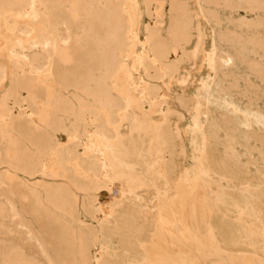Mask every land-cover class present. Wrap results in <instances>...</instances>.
<instances>
[{"label": "bare ground", "instance_id": "obj_1", "mask_svg": "<svg viewBox=\"0 0 264 264\" xmlns=\"http://www.w3.org/2000/svg\"><path fill=\"white\" fill-rule=\"evenodd\" d=\"M239 1L249 10L264 8L258 0ZM167 2L169 39L162 36L161 11L166 3L158 0H144L145 11L139 0H0V88L10 81L0 97V167L9 170L0 174V221L17 217L20 229L32 232L44 253L46 246H56L49 264H187L199 253L218 257L222 244L254 249L262 245L257 254L264 259V211H260L264 200L251 195V207L261 214L255 217L254 212L249 214L239 189L218 185L213 190V178L209 177L208 185L200 180L212 171L225 180L241 171L234 160L235 150L229 156L233 160L217 153L212 138L220 130L240 138L241 132L251 133L254 125L264 128V110L240 108L228 95L237 82L223 80L238 76L233 67L239 62L248 63L252 74L264 78V62L252 54L255 50L244 51L242 38L237 55L225 47L212 54L214 76L206 83L200 114L185 130L200 160L198 177L185 172L181 181L185 189L177 198L181 205L167 200L173 189L168 173L175 169L183 144L179 131L171 127L166 94L156 82L169 85L179 65L195 56L204 37L193 22L188 1ZM196 2L202 15L216 17L206 5L227 0ZM145 12L146 30L141 36ZM22 21L31 31L16 37L14 31L21 29ZM3 25L10 39L1 34ZM194 29L197 43L188 53ZM248 42L264 49V38ZM137 44L148 45L151 54L134 56ZM23 48L29 53L21 56ZM46 83L49 88L44 87ZM19 89L23 100L18 101ZM181 101L187 102L183 97ZM213 106L220 109L219 118L213 115ZM159 112L161 119L150 122ZM124 122L127 131L122 129ZM90 125L93 130L87 133ZM60 132L69 133L67 143L55 140ZM35 174L44 179L60 177L72 188L32 181ZM148 186L160 194L163 220L172 227L168 235L159 228L151 240L145 239V210L134 207L135 200L142 198L141 189ZM115 187L119 189L116 195L112 193ZM77 191L85 193L83 200ZM200 207L206 212V228L204 224L193 227L194 208ZM245 231L252 232L254 239L249 243L241 242ZM171 246L178 249L172 251ZM181 251L189 257L182 258ZM233 256L241 264H255L249 255ZM0 264L38 261L12 240L0 239Z\"/></svg>", "mask_w": 264, "mask_h": 264}, {"label": "rangeland", "instance_id": "obj_2", "mask_svg": "<svg viewBox=\"0 0 264 264\" xmlns=\"http://www.w3.org/2000/svg\"><path fill=\"white\" fill-rule=\"evenodd\" d=\"M185 1H188L187 2L189 3L188 7L191 9V13L194 15L193 16L194 24L197 25L196 27L199 28L204 35L202 39V43L200 44V47L197 53L195 54V56L192 57L193 59L191 58V60L183 62L181 63V65H179L180 66L179 67L180 70H178L179 73L170 80L171 82L168 80L169 85L161 81L156 82V85L160 86L166 94L167 106L169 109H171L170 110L171 113L169 115L170 124H172L171 127L174 131L175 130L179 131L180 139L182 140V144H183V147H182L183 151L180 152L178 157H176L175 169L168 173L173 189H171L168 192L169 193L168 196L170 197V199H168L169 197L167 196L168 197L167 200H169L170 203L176 206L181 205L180 204L181 201H179V199L177 198L179 196L180 190L185 189L184 184H181L182 183L181 181H182L183 176L185 175V172L186 171L195 172L194 177H198L197 176L198 170L201 167L199 157L192 150V146L190 143V136L189 134L186 133V131L192 125L193 117L195 115L200 114L199 113L200 109L198 108H201L202 104L204 103V97L208 91L206 88L207 87L206 83L209 82V80H211L214 76V70H212L214 67V60L212 56L213 52L218 51L221 48L225 47L226 50H229V51L233 50L234 51L233 53L236 52V55H237L238 53H240V50H239L240 42L238 40L242 38L245 41L244 51L249 53V49L251 48L250 50V53H251V52H254L255 50V52L252 54L258 56L259 58L261 57V60L264 62V49L261 48L260 45L258 44L253 45L248 42L251 40V38L257 41H260L264 38V8H257L255 10H249L245 7H242V5H240L239 3L240 2L239 0H230V2H228L227 0L226 4L206 5L208 7H211L215 11L214 15H216V17H214L212 15H207V16L202 15L199 10L201 5L198 2H196L197 0H194V1L185 0ZM258 1L260 3H264V0L263 2L262 0H258ZM139 2L142 5L143 10L145 11L144 0H139ZM158 2L166 3L164 4L165 8L163 7L164 10L162 9L161 11L162 18L165 21L164 26H162L163 27L162 36L169 39L170 37H169L167 30L170 26L169 24L171 20V13L166 9L168 2L167 0H164V1L158 0ZM146 18H147V13L145 12L142 18L143 22H142L141 31H140L141 36L145 35ZM10 19L12 18H9V20ZM10 22H12V20H10ZM25 23L26 22L24 21L20 22L21 29L19 27L16 28L14 31V34H15L14 36L16 37L19 35L27 36L30 33L31 29L26 28L28 25H25ZM4 24H5V21H4ZM3 26L5 27V29L1 30V34L3 36L5 35L4 36L5 40H7L8 37L10 39V36H9L10 34L8 35L7 34L8 32L6 31V25H3ZM222 33H226L227 36H224L223 38L221 36ZM197 35H198V31L197 29H194V39L191 44H188L186 46V50L188 53H192L194 51V47L197 43V38H198ZM252 47L254 48L252 49ZM21 50H22V53L20 54L21 56L29 53L27 48H23ZM137 53H147L150 55L151 54L150 47L148 45L142 46L140 44L139 45L137 44L132 54L135 56ZM36 54L40 55L42 53L38 51ZM0 63H1V60H0ZM233 70L238 75L236 78L228 77V78L223 79L226 81V82L224 81L226 84H230V83L234 84V82H237L235 83L236 86L231 87L228 93V95L231 93V96L229 95V97L230 99L232 98L231 99L232 102H235L240 108H250L254 106L256 108H261L262 110H264V78L256 74H252L253 72L249 68L248 63L246 62H241V63L239 62V64L233 67ZM219 73L221 74V70L217 73V76L219 75ZM28 76H31L30 73H28ZM120 85H121V82L118 83V86ZM9 86H10V81L7 80V82H5L3 87L0 88V97L2 96V94L6 92ZM44 87L49 88L50 85L46 83ZM21 92L22 90L19 89L18 92L16 93L18 101L22 99L21 98L22 96L20 94ZM182 97L185 98L187 102H182L181 101ZM198 99L200 100L201 104ZM213 108H214L213 115L215 116V118H219L218 116H219L220 109L219 108L216 109V107L214 106ZM193 110H194V113H193ZM195 111H198V112L195 113ZM159 114L160 112L153 115L151 117L150 122H156L157 120L161 119V115ZM231 125L233 124L231 123ZM92 127L93 126L91 125L87 126L85 131L86 132L88 131L87 133H91V130H93ZM128 128H129L128 124L124 122L122 129L124 131H127ZM80 130L83 132L84 125H81ZM251 130H252L251 132L252 134L249 132L248 133L241 132V130H239V133L241 132L240 135H242V137L240 138H238L237 137L238 135L236 134L232 135L231 133H227V131L225 132L222 130L221 132L220 130L218 132L220 135L217 133V136H215L216 138H212L214 139L213 140L214 146L219 156L228 158L231 155V153L235 150L234 152H236L237 156L234 158V160L236 159L237 162L242 167L239 173L232 175L229 178V180L227 179L225 180L224 178L220 177V174L215 171L210 172L211 175L206 174V176L203 175L202 177H200V180L202 181L204 185H208L209 180L213 178L212 180L215 182V187L213 188V190H218L219 189L217 187L218 185H222V186L229 185L231 188L239 189L242 199L246 203V207H248L247 209L248 210L250 209V211L247 210L249 214H252L254 212V209L253 207H251L252 205L250 204L251 201L253 200L252 197L254 195H255L254 199L258 197L264 200V153H263L264 152L263 150L264 149L263 147L264 146L263 145L264 144L263 142L264 141V128L260 127L259 125H254L251 128ZM125 134H127V132ZM234 135H236V137ZM66 137L67 138L69 137L68 132L65 133V135L63 132H60V134H57L55 136V140L57 138L56 140L57 143L60 142L61 144H65L68 142L67 140H69ZM261 138H262V141H261ZM100 158L99 160H101ZM231 160L233 159L231 158ZM5 171H9L6 166L0 167V174ZM16 174L18 177H26V175L22 174L21 172H16ZM80 175H82V173ZM30 178L32 181L44 180V181H47L48 183H54V184L58 183L56 185L65 184L71 187V184L68 181L60 177H57V179L56 178L55 179L53 178L44 179L40 174H35L33 177H30ZM117 188L118 187H115L112 193H114V191L118 193L119 189ZM241 189L245 192L241 193ZM249 191H251L252 193ZM117 193H114V194L116 195ZM77 194L82 200L84 199L85 193L83 191H77ZM141 195H142L141 199L135 200L134 207L136 209L145 210V215L147 216V224H148V227L146 228L145 239H148V240L153 239L155 235H158L160 233V230L164 234L168 235L169 234L168 232L172 230V227L170 223H167L166 221L163 220L164 218L163 210H162L163 202H161L162 199H160L161 198L160 194L157 192V190L154 187L148 186V187H143L141 189ZM260 211L261 213H263L264 211V208L262 207V205H261ZM105 212H107L106 209H105ZM194 212H196V214L192 215L193 227L197 228L198 225L204 224L203 226L204 228H206L205 224L207 223V219H205L206 212L204 208L202 207L194 208ZM255 212H254L255 217H261L260 216L261 214H258L259 212L257 210H255ZM84 216L87 220L89 221L91 220L86 213H84ZM231 216L235 217L236 215L234 214ZM0 223H1L0 224V239H9V240H12L15 244L20 245L24 249V251L29 253L32 257L36 259V261H38V264L39 263L49 264L50 261L53 259L54 253H55L54 251L57 250L56 246H46L47 248L46 253H44V250L42 246L40 245L39 241L34 239L33 233L27 231L26 229H22V228L20 229L19 220L17 217L10 215L7 218L1 220ZM36 228L38 227L36 226ZM159 228L160 230H158ZM245 232L242 233L241 235L242 239L240 237L241 242L244 243V241L246 240L249 243L252 239H254L252 236V232L251 231H247L246 233ZM115 239H117V237ZM167 239L169 238H166V237L164 238V240H167ZM261 242L264 246V239H262ZM220 247L222 250L218 257L213 254L211 255L209 252L205 254L199 253L195 255V257L197 258L195 259L196 261L194 260L191 262H187V264H191V263L192 264H219V263L220 264H241V259L236 258L233 255H236L237 257L242 256V258L245 256L248 257L249 255V257H253L255 264H264V261H263L264 259L262 257L261 258L258 257L259 254H257V253H260V250L262 249L260 247H262V245L261 246L258 245L256 249L250 246L249 247H240V246L233 247V246H226L223 244L220 245ZM176 249L178 248L172 247V251H176ZM258 249H259V252H256L258 251ZM180 253H181L182 258L183 256L189 257L188 253L186 252L181 251ZM218 259H220V261ZM185 263L186 262H181L180 264H185Z\"/></svg>", "mask_w": 264, "mask_h": 264}]
</instances>
